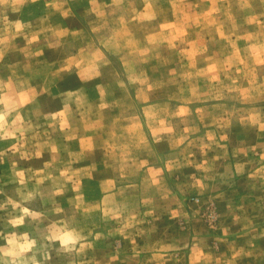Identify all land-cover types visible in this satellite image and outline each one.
I'll return each instance as SVG.
<instances>
[{"label": "rangeland", "instance_id": "374dc122", "mask_svg": "<svg viewBox=\"0 0 264 264\" xmlns=\"http://www.w3.org/2000/svg\"><path fill=\"white\" fill-rule=\"evenodd\" d=\"M261 162L264 0H0V264H264Z\"/></svg>", "mask_w": 264, "mask_h": 264}, {"label": "crops", "instance_id": "0c3cea01", "mask_svg": "<svg viewBox=\"0 0 264 264\" xmlns=\"http://www.w3.org/2000/svg\"><path fill=\"white\" fill-rule=\"evenodd\" d=\"M255 154H257V153H255ZM261 164H264V162H261ZM262 167H264L263 165H262ZM146 170H154V171H156V169H154L153 167H146ZM261 226H263L264 227V222H263V224L261 225ZM156 255L157 254H151V255H149V257H147V255H144L143 253H137L136 255H133L135 258H137V261H136V264H147V263H144V260L146 259V258H149V259H153V258H155L156 257ZM131 255H127V260H128V262H127V264H131V262H129V260L130 259H132V257H130ZM189 261L191 260L190 259V256H189V259H188ZM133 263V262H132Z\"/></svg>", "mask_w": 264, "mask_h": 264}]
</instances>
